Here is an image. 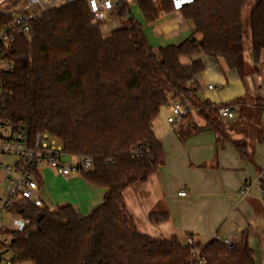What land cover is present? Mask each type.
Wrapping results in <instances>:
<instances>
[{
    "label": "trees",
    "instance_id": "16d2710c",
    "mask_svg": "<svg viewBox=\"0 0 264 264\" xmlns=\"http://www.w3.org/2000/svg\"><path fill=\"white\" fill-rule=\"evenodd\" d=\"M250 2L184 4L183 17L201 36L198 46L189 39L155 50L137 22L104 37L93 22L88 2L76 0L36 14L28 22V35L15 32L14 42L0 47V59L13 65L12 71L0 73L9 92L0 118L13 125L24 123L32 135L47 133L66 155L90 160L91 168L76 174L87 184L105 189L102 202L86 215L69 204L54 211L30 201L20 204L17 211L29 225L10 233L16 260L26 264H196L201 258L203 264H256L245 235L227 249L215 240L188 246V236L182 242L176 236L140 233L121 196L124 190L147 182L164 164L153 122L174 100L196 109L174 127L180 141L210 130L217 143L228 142L242 160L249 159L247 142L232 136L234 121L217 114L219 107H238L237 119H245L247 99L222 105L199 101L195 79L203 64L199 59L183 64L181 59L203 54L223 62L244 80L249 71L244 60L243 11ZM140 8L147 22L157 18L148 0ZM128 13L127 6L118 7V16ZM247 15L252 60L257 64L264 50V0H255ZM13 19L11 13L0 10V27H8ZM253 102L258 116L264 113V100ZM133 151H142L143 157H132ZM148 220L162 224L169 215L151 213ZM192 249L198 255H192Z\"/></svg>",
    "mask_w": 264,
    "mask_h": 264
},
{
    "label": "crops",
    "instance_id": "0c3cea01",
    "mask_svg": "<svg viewBox=\"0 0 264 264\" xmlns=\"http://www.w3.org/2000/svg\"><path fill=\"white\" fill-rule=\"evenodd\" d=\"M112 1L117 4V0ZM142 1L145 0H121L113 12L105 15L100 28L102 35L109 37L112 31L137 22L155 50L189 39L195 46L199 45L201 36L194 31L193 23L183 17L181 0H148L157 14L152 22H147L143 15ZM122 5L128 7L129 13L120 17L117 10ZM19 13L34 12L25 8ZM183 59L185 64L199 59L204 68L201 79L215 84L212 89L208 88L211 84L200 89L199 80L195 79L199 101L222 105L243 97L247 99L245 119H237L238 107H234L232 121L236 126L232 136L247 142L250 157L242 160L232 144L217 143L210 130L180 141L175 126L166 121L170 102L153 122L155 136L163 146L164 164L147 182L124 190L122 199L142 234L162 238L176 236L182 242L188 236L199 245L209 243L214 235L237 244L245 235L255 263L264 264V198L261 195L264 113L258 116L253 102L264 100V50L259 62L254 64L248 38L244 60L249 73L244 80L236 72L227 70L223 62L203 54ZM213 91L219 94L210 95ZM244 185H248L249 190L242 193ZM181 192L185 195L179 196ZM104 193V188L87 184L77 174L61 176L49 168L40 170L39 196L49 209L69 204L79 214L86 215L102 202ZM159 212L168 213V222L151 224L149 214Z\"/></svg>",
    "mask_w": 264,
    "mask_h": 264
},
{
    "label": "built area",
    "instance_id": "2783aa9c",
    "mask_svg": "<svg viewBox=\"0 0 264 264\" xmlns=\"http://www.w3.org/2000/svg\"><path fill=\"white\" fill-rule=\"evenodd\" d=\"M7 0H0V5ZM23 2L26 8L39 6L44 11L53 7L58 0H17ZM76 0H66L72 2ZM89 4L93 22L100 28L104 22V17L115 10L121 0L114 4L112 0H86ZM193 0H181L182 5L188 4ZM35 13H25L14 17L8 27H0V47H8L14 42V33L28 35L30 27L28 22L34 19ZM11 62L0 59V73L2 71H12ZM212 89V86H208ZM264 90V86H262ZM9 99V92L4 89L0 80V109H4ZM188 111H196L194 107L182 104L179 100H174L169 105V116L167 123L176 126ZM234 108L222 106L217 110L219 117L225 120L234 118ZM148 153V150L145 151ZM132 157H143L142 151H133ZM3 158L8 159L5 161ZM92 163L88 159L77 156L66 155L62 146L55 138L47 133L32 135L28 127L21 123L13 125L8 119L0 118V264H26L16 260L11 252L10 233L21 232L28 225L29 220L18 213L17 207L27 201L35 206L42 208L43 202L39 196V184L37 177H40L42 168L54 170L58 175L67 176L76 174L77 170L87 171ZM264 177V176H262ZM262 189V188H261ZM249 190L248 185H244L242 193ZM179 196H184L181 192ZM264 198V190H262ZM54 211L55 208L49 209ZM7 221V223H5ZM223 244L227 249H233L236 245L230 239H221L217 235L212 237ZM188 246L193 245V241L188 238L185 241ZM192 255H198L196 249L191 250ZM196 264H203L201 258L196 259Z\"/></svg>",
    "mask_w": 264,
    "mask_h": 264
},
{
    "label": "rangeland",
    "instance_id": "374dc122",
    "mask_svg": "<svg viewBox=\"0 0 264 264\" xmlns=\"http://www.w3.org/2000/svg\"><path fill=\"white\" fill-rule=\"evenodd\" d=\"M65 2H66V0H58L55 3L54 6H60V5L64 4ZM254 2H255V0H251V2L249 3V5L243 11V18H244V25H245L244 26V28H245L244 44L245 45H246V42H247V40L249 38L248 25H247V16H248L247 14H248L249 9L253 6ZM25 8H26V5L23 2H19L17 0H7L6 2H4L3 4L0 5V10L6 11L8 13H13L14 16H19L20 15L19 11L20 12H21V10L24 11ZM29 11H33L36 14H40L42 12V10L39 8V6H33V7L29 8ZM181 62L183 64H185L186 60L183 59V60H181ZM203 70H204V68H203ZM201 73L196 78V79L199 80L200 89L206 87L208 84H211V86H215V84L213 82H207L206 81V83H205V81H203L201 79V75H202ZM209 94L210 95H213V96H217L219 93L217 91H213V92H211ZM220 102H222V101H220ZM3 159L5 161L8 160L6 158H3ZM121 196H123V193H121ZM5 223H7V221Z\"/></svg>",
    "mask_w": 264,
    "mask_h": 264
}]
</instances>
